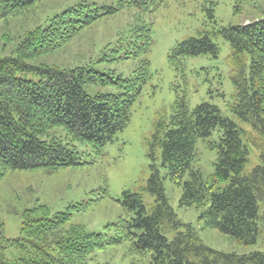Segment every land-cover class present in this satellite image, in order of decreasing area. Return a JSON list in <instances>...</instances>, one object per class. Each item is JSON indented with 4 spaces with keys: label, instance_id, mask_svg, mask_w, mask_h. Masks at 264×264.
Segmentation results:
<instances>
[{
    "label": "trees",
    "instance_id": "obj_1",
    "mask_svg": "<svg viewBox=\"0 0 264 264\" xmlns=\"http://www.w3.org/2000/svg\"><path fill=\"white\" fill-rule=\"evenodd\" d=\"M167 1L119 0L118 6L109 8L112 14L127 6L147 8L153 4L157 10ZM41 2L0 0V23L24 17ZM235 2L239 12L243 0ZM209 11L213 16L214 9ZM96 12L87 4H78L44 17L38 15L18 34L3 35L14 46L11 55L0 57V183L17 171L41 170L52 175L92 164L104 157L106 146L129 125L133 106L151 76L147 58L153 45L150 24L143 21L131 29L123 56L118 55L119 48H106L113 53L112 60L139 57L130 78L102 72L87 63L85 56L65 65L45 59L79 39L103 16ZM219 32L233 49L237 94L231 109L251 130L239 128L210 103L190 111L185 96L177 98L170 120L161 115L155 121L149 142L151 156L160 160L165 176L157 165L152 166L146 190L156 200L150 213L140 193H123L121 202L131 214L115 224L116 237L111 240H132L131 250L146 255L149 264H264L262 252L239 255L204 244L196 229L179 219L163 185L164 177H169L181 186V206L202 209L200 219L206 227L231 236L239 244L256 243L264 232V17L223 27ZM218 53V45L209 36L190 38L171 51L169 63L181 69L188 56L216 57ZM85 85L112 87L117 92L90 96ZM56 127H62L68 138L90 146L97 157L87 163L72 144L54 136L43 139ZM216 129H221V135L210 146L217 152L215 170L204 178L192 168V162L199 140L206 141ZM251 144L259 151L262 165L244 174ZM222 184L226 185L221 188ZM101 198L72 204L54 214L47 205L37 203L20 213V232L15 238L5 237V224L0 219V264H84L108 241L83 225L66 224L74 213L88 210ZM171 232H175L172 240L167 237ZM9 248L17 252L12 259L4 255Z\"/></svg>",
    "mask_w": 264,
    "mask_h": 264
},
{
    "label": "rangeland",
    "instance_id": "obj_2",
    "mask_svg": "<svg viewBox=\"0 0 264 264\" xmlns=\"http://www.w3.org/2000/svg\"><path fill=\"white\" fill-rule=\"evenodd\" d=\"M78 4H87L103 16L64 51L46 57L48 63L65 65L85 56L87 63H93L102 72L113 71L118 76L130 78L139 64V57L112 60L113 53L106 48H119L118 55L123 56L131 41V29L144 21L152 27L153 45L147 55L151 62V76L133 106L129 125L106 146L103 158L52 175L41 170L17 171L7 175L0 183V219L5 224L4 235L7 238L17 237L22 221L20 213L37 203L47 205L54 214L67 210L72 204L102 197L88 210L74 213L66 224V227L83 225L87 231L100 233L108 241L104 248L92 252L84 264H149L150 259L146 255L131 250L132 240L111 242L116 237L115 224L131 214L121 202L123 193H140L148 212H151L156 199L146 187L153 172L152 166L157 165L162 176H165L166 169L160 166V160L152 158L149 142L155 121L161 115L167 120L171 119L179 96L186 97L190 111L201 103H210L219 107L222 115L239 128L251 130L249 123L242 121L231 109L237 94L231 64L233 49L219 31L223 27L248 24L263 18L264 0H243L239 12L235 10V0H168L157 10H154L153 4L147 8L144 5L140 8L127 6L115 14L111 13L109 7L118 6L119 0H42L24 17H15L7 24L0 23V57L11 55L14 46L13 41L3 39L6 32L13 36L28 28L30 21H36L38 15L44 17ZM210 9H214L213 16ZM203 36H209L218 45L216 57L212 54L188 56L184 58L181 69L169 63V55L174 48L190 38ZM84 89L90 96L117 92L112 87L93 85H85ZM220 131L216 129L206 141L199 140L197 143L192 168L200 171L204 178L215 170L217 152L210 146L218 141ZM52 136L75 146L84 162L90 163L94 156L97 157L87 144L68 138L62 127L51 129L43 139ZM250 147L244 174L262 165L259 151L252 144ZM163 185L179 219L184 224H191L204 244L225 253H264V232L256 243L239 244L231 236L206 227L200 219L202 209L181 206V186L169 177H164ZM225 185L222 184L221 188ZM174 236L175 232L167 235L170 240ZM16 254L10 248L4 251V255L10 259Z\"/></svg>",
    "mask_w": 264,
    "mask_h": 264
}]
</instances>
